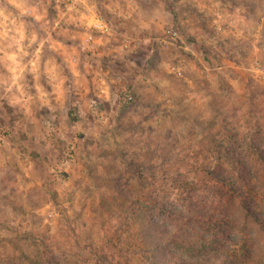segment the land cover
Wrapping results in <instances>:
<instances>
[{
    "label": "rangeland",
    "instance_id": "374dc122",
    "mask_svg": "<svg viewBox=\"0 0 264 264\" xmlns=\"http://www.w3.org/2000/svg\"><path fill=\"white\" fill-rule=\"evenodd\" d=\"M251 88L264 0H0V263L31 264L20 252L43 239L91 264L75 239L107 231L115 185L149 175L127 157L212 193L192 166L214 159L212 108L246 111Z\"/></svg>",
    "mask_w": 264,
    "mask_h": 264
},
{
    "label": "trees",
    "instance_id": "16d2710c",
    "mask_svg": "<svg viewBox=\"0 0 264 264\" xmlns=\"http://www.w3.org/2000/svg\"><path fill=\"white\" fill-rule=\"evenodd\" d=\"M263 94L251 88L246 111L212 108L219 119L211 131L214 159L192 163L213 190L207 196L182 183L169 188L157 180L158 164L127 157L128 166L149 175L137 176L131 189L130 180L127 190L115 185L123 193L112 202L107 231L81 243L75 239L80 255L91 264H264ZM33 242L38 247L30 257L20 252L31 264H80L62 250L69 245L55 250L43 239Z\"/></svg>",
    "mask_w": 264,
    "mask_h": 264
},
{
    "label": "built area",
    "instance_id": "2783aa9c",
    "mask_svg": "<svg viewBox=\"0 0 264 264\" xmlns=\"http://www.w3.org/2000/svg\"><path fill=\"white\" fill-rule=\"evenodd\" d=\"M92 27H93V29H95V30H97V31H99L101 33L106 32L108 30V27L105 24V22L100 20V19H95L93 24H92ZM175 36H176V31L175 30L169 29L167 31V35H166L167 39H174ZM88 38H90V37H88ZM178 74H180V73L178 72ZM127 99L129 100V99H131V97L128 96Z\"/></svg>",
    "mask_w": 264,
    "mask_h": 264
}]
</instances>
